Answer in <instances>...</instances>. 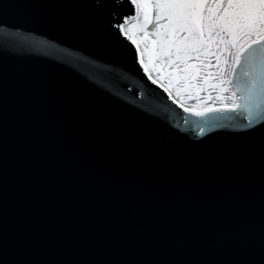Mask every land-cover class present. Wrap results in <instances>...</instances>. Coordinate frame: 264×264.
<instances>
[{
	"label": "water",
	"instance_id": "95a60500",
	"mask_svg": "<svg viewBox=\"0 0 264 264\" xmlns=\"http://www.w3.org/2000/svg\"><path fill=\"white\" fill-rule=\"evenodd\" d=\"M130 8L0 0V264H264V55L185 112L117 55Z\"/></svg>",
	"mask_w": 264,
	"mask_h": 264
},
{
	"label": "snow or ice",
	"instance_id": "6c2138e0",
	"mask_svg": "<svg viewBox=\"0 0 264 264\" xmlns=\"http://www.w3.org/2000/svg\"><path fill=\"white\" fill-rule=\"evenodd\" d=\"M115 2V0H114ZM129 5L135 4L124 15H117L110 26L114 30L117 41V55L131 56L136 70L140 71L143 65L144 71H148L144 63L145 52L148 51V43L144 49L139 47V42L128 36L135 49L127 46L123 36L128 35V29L124 27L130 17L135 16L137 21L142 19L144 39H152V55L155 56L152 63H159L161 59L170 61V67H175L177 72L183 74L196 71V65L190 63L200 60L201 56L211 54V48L216 46V64L221 58L225 63L231 62L232 71L242 62H249L257 53L264 55V0H125ZM142 14V15H138ZM12 35H16L13 33ZM227 48V54L224 49ZM139 53V60H137ZM244 75H248L245 71ZM148 79H152L149 75ZM152 79V84H157ZM169 92L168 88H164ZM217 111V109H209ZM187 112L188 109L184 108ZM178 119L182 115L174 114ZM202 116L204 113L197 112ZM264 122V116L253 120L245 128L255 127Z\"/></svg>",
	"mask_w": 264,
	"mask_h": 264
},
{
	"label": "rangeland",
	"instance_id": "374dc122",
	"mask_svg": "<svg viewBox=\"0 0 264 264\" xmlns=\"http://www.w3.org/2000/svg\"><path fill=\"white\" fill-rule=\"evenodd\" d=\"M128 36L139 42V47L144 49L148 43V51L144 55V63L153 79H156L163 88L169 89L171 97L182 105L211 106L216 108L231 107L236 100L235 93L230 87L229 79L231 74V62L225 63L221 58L216 64V46L211 48V54L201 56L200 60L190 63L195 64L197 70L186 73L177 72L175 67H170V61L161 59L159 63H152V37L144 39L142 24L131 20L126 26ZM228 49L224 52L227 54Z\"/></svg>",
	"mask_w": 264,
	"mask_h": 264
},
{
	"label": "bare ground",
	"instance_id": "6f19581e",
	"mask_svg": "<svg viewBox=\"0 0 264 264\" xmlns=\"http://www.w3.org/2000/svg\"><path fill=\"white\" fill-rule=\"evenodd\" d=\"M131 20H129V21H127V22H125V24H124V27H126L128 24H129V22H130ZM124 35V34H123ZM126 36V35H125ZM127 37H128V35H127ZM145 73L147 74V76L149 77V73H147V71H145ZM152 77V76H151ZM153 79V78H152ZM152 79H150L151 81H152ZM158 85V84H157ZM234 106V104L231 106V107H233ZM181 107H182V109L184 110V108H187L188 109V111L187 112H190V113H192V114H195V113H197V112H200V113H204V112H206V111H209V109H220V108H216V107H211V106H195V105H182L181 104Z\"/></svg>",
	"mask_w": 264,
	"mask_h": 264
}]
</instances>
